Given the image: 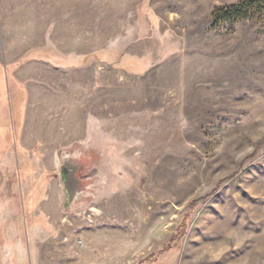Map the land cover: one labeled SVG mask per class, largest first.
Instances as JSON below:
<instances>
[{"label":"rangeland","instance_id":"obj_1","mask_svg":"<svg viewBox=\"0 0 264 264\" xmlns=\"http://www.w3.org/2000/svg\"><path fill=\"white\" fill-rule=\"evenodd\" d=\"M15 1H38L39 44L56 32L88 55H23L70 67L48 74L62 94L46 106L60 109L42 111H26L15 62L4 89L0 62L7 230L33 233L40 264L52 237L56 264H264V9L217 23L218 7L242 0H3L2 11ZM21 15L30 26L31 10ZM128 31L148 42L145 66L127 67Z\"/></svg>","mask_w":264,"mask_h":264},{"label":"crops","instance_id":"obj_2","mask_svg":"<svg viewBox=\"0 0 264 264\" xmlns=\"http://www.w3.org/2000/svg\"><path fill=\"white\" fill-rule=\"evenodd\" d=\"M1 3L3 4V0H0V5H2ZM14 4V7H11L9 10L6 9L2 11L0 7V40L1 42H4V60H1L0 58V62H2V66H4L5 68V70H3L2 75L4 89L5 80L7 82L6 66L10 62H15L18 65L13 72V75L16 79L15 87L19 85L21 88L24 87L27 91L28 97L25 103L26 111H42L55 109L56 106H53L55 104L53 101L51 106H46V104H50L49 97L53 98L56 94H62V92L56 91L54 87H51L47 83V76L48 74H56L60 76V78H62L63 73L70 71V67L67 68L59 64L57 62L58 60L56 59L57 56H54L51 59L48 56L39 55L37 57L30 58L24 62H22V57L24 54L33 51L34 48L45 47L46 45V47H52L54 50L58 51V55L60 54L65 57H73V59H76L77 61L82 60L83 65H85L86 56L88 55L87 42H76V45H69L70 42L61 41L60 36L55 32L54 35H50L49 40L47 42L39 44V42H41L39 16L37 15L36 17L34 16V13H32L33 7L38 8V1L35 3L33 1H31V3L28 2L27 6L30 7L27 9L23 8L22 2H20L19 5L18 2L15 1ZM28 9L31 10V15L29 18L30 22L28 21L30 23V26L27 25L26 21L24 23V18L21 15L24 13V11ZM67 9L68 8H66V6L61 2H54L52 6V11L54 15H58L61 13L65 15L64 11H66ZM53 21V29H56L58 31L60 28L59 24H62L64 19H55ZM23 30L25 31V33H23ZM173 32L174 30L170 32V35H173ZM165 33H167V31L163 30L162 34L165 35ZM165 40V42H174L171 41V38L168 36H166ZM8 43L10 47L13 44V50L10 49V51H8L6 49ZM126 43L128 48L127 67L130 69H134L131 64L133 62L136 63V66H145L147 57L149 55L147 50L148 42L139 41L136 36L131 38L130 31H128V39ZM26 44L27 46L31 47L28 48L26 46L27 48L24 50L23 47ZM132 44L137 45L138 49L134 47V49L129 50V47H131ZM74 45L78 49H71V46ZM114 46L116 45L111 44L104 49H112L111 53L115 52L116 54L115 55L114 53H112V56H114V58L112 57L113 62L116 64L118 63L120 65V62L122 60L120 56L116 53L119 46H117L116 49L113 50ZM137 50H139L140 52ZM7 52L10 56L9 61L7 57ZM11 55H13V57H11ZM78 65V67L82 66L80 64ZM109 66H111L109 68H113L112 65ZM43 96L45 97L43 98ZM56 109H60V107ZM26 117L29 116L27 115ZM12 226L15 230H7V223H5L0 218V264H40L38 247L37 244L34 243L35 239L33 233L28 231L23 232L21 223H17L16 221ZM3 228H5L4 231H2ZM47 245V255H51L53 259L52 262H49L48 259L47 264H56L54 263V237L51 238ZM50 248L51 251L49 252Z\"/></svg>","mask_w":264,"mask_h":264},{"label":"trees","instance_id":"obj_3","mask_svg":"<svg viewBox=\"0 0 264 264\" xmlns=\"http://www.w3.org/2000/svg\"><path fill=\"white\" fill-rule=\"evenodd\" d=\"M256 3H258V0H242L237 4L218 7L213 12L215 23H217L218 21H231L232 18L237 16H248L254 8H257L262 11L264 9V6H262L261 4H258V6H256Z\"/></svg>","mask_w":264,"mask_h":264},{"label":"water","instance_id":"obj_4","mask_svg":"<svg viewBox=\"0 0 264 264\" xmlns=\"http://www.w3.org/2000/svg\"><path fill=\"white\" fill-rule=\"evenodd\" d=\"M67 174H68V167H67L66 165H63V167H62V178H63L64 180L67 179ZM67 192H68V191H67ZM69 197H70V194H69V192H68V197H67V203H66V206H67L68 203H69Z\"/></svg>","mask_w":264,"mask_h":264}]
</instances>
